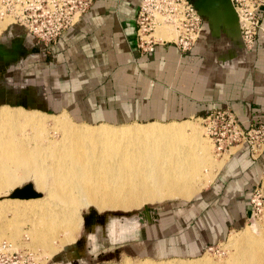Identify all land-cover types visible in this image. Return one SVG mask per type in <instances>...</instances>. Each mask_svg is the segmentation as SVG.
<instances>
[{"label":"crops","instance_id":"1","mask_svg":"<svg viewBox=\"0 0 264 264\" xmlns=\"http://www.w3.org/2000/svg\"><path fill=\"white\" fill-rule=\"evenodd\" d=\"M137 7L138 0H92L46 45L20 25L3 27L0 103L38 102L69 117L106 122L189 121L184 118L227 106L242 125L264 123V4L257 9L263 30L250 48L218 7L202 15L190 48L181 51L167 40L146 52L135 45ZM263 173L264 149L252 157L246 145L234 147L183 213H157L154 207L151 223L134 231L125 247L151 256L196 253L219 235L225 220L241 219L243 200Z\"/></svg>","mask_w":264,"mask_h":264},{"label":"bare ground","instance_id":"2","mask_svg":"<svg viewBox=\"0 0 264 264\" xmlns=\"http://www.w3.org/2000/svg\"><path fill=\"white\" fill-rule=\"evenodd\" d=\"M154 33L159 38L174 37L168 26H159ZM29 112L0 107V152L5 154L0 185L11 188L33 176L43 186L44 178L50 177L47 189L59 203L50 207L45 203L43 212L33 218L30 234L38 245H51L49 240L56 234L53 226L71 224L78 217L79 206L92 202L99 208H130L167 198L189 199L210 178V143L189 121L89 127L74 125L65 116L49 124L37 111ZM66 205L72 206L71 213ZM233 235L229 244L233 250L225 262L195 259L138 264H264V229L257 235ZM33 254L39 257L37 252Z\"/></svg>","mask_w":264,"mask_h":264},{"label":"rangeland","instance_id":"3","mask_svg":"<svg viewBox=\"0 0 264 264\" xmlns=\"http://www.w3.org/2000/svg\"><path fill=\"white\" fill-rule=\"evenodd\" d=\"M7 21V18L0 21L2 28L6 25ZM158 29H164L168 31L166 28ZM2 105L8 106L9 109L20 108L22 111H30L29 113L33 114V111H37L38 114L49 124H52L53 119L62 118L63 116L71 120L74 125H83V123H85L88 124L89 127L100 126L101 122L109 123L111 125H120L134 123L131 121L146 123V121L152 120L142 118L121 119L116 121L109 120L107 122L100 120L90 121L78 119L70 115L72 118L71 119L67 114H59L61 111L57 112L58 110L51 107H46V109L40 107V103L38 102L0 103V106ZM182 119L183 118H177L176 120ZM184 119H190L188 123L191 124L192 129L202 138L206 139L208 144L210 143L208 145L210 159L212 160V164L208 167L210 178L206 184L197 191L199 192L209 183L211 177L215 174L225 159L227 155L225 153L227 152L222 150L218 151L216 147H214L212 142L213 139L209 138L211 135H207L200 116L187 117ZM159 121L165 122L170 120L160 119ZM55 134L56 135L53 134V136L58 138L59 134ZM230 149L232 150L234 147H231ZM3 155L5 156L4 152L1 151L0 170L4 167L3 164L5 160L2 158ZM44 179V182L46 183L43 186L40 185L39 181L33 176H28L26 178L24 177L15 185L19 186L27 181L31 182L33 187L40 192V195L34 197H9L8 193L12 187H6V189H4L5 186L3 187L0 185V238H4L10 243L11 249H27L31 250L33 253L37 252L39 254V257L35 256L37 264H138L142 262H174L175 260L192 261L195 259H212L216 261L220 260L219 262H225L230 257L229 252L233 250V246L231 245L230 248L229 245L231 236H234L233 234L237 235L238 233L240 234V232H248L252 235H257V232H260L261 229H264L263 173L256 185L255 190L243 200L244 210L240 214L241 219L236 223H233V221L226 222L225 220L221 228L222 231H220L219 235H214L213 238H211L210 243L207 241V243L202 245L196 253L184 252L182 254L171 253L167 255L151 256L146 254L126 252L123 247H125L126 243L134 241V237L131 238V236L135 235L134 231H138V229L140 230L141 227L151 223L147 222V220H144L147 214L141 216L138 215V212L144 207V205L155 207V211H157V213L168 212L172 215L175 214L178 216L179 213H183L184 210H182V207L186 201L188 202L197 192L194 193L189 199L167 198L160 201H150L144 204L141 203V205L139 204L138 206H133L130 208H114L110 205H105L104 207L99 208L95 203L92 202L79 206L77 209L78 217L74 218V220L72 219V222L74 221V223L70 221L71 224H68V221V226L66 225V227L65 225L63 227L62 225H59L60 227L57 226L59 228H56V225L53 226V228H55L56 234L54 236L55 238L49 240L52 242H49L51 244L48 246L50 247L49 249L48 247L38 245L35 241H33V236L30 234V230H32L33 227V218H37L38 211L40 215L41 212H43V210L46 208V205H48L47 207H50L59 203L57 199L58 197L52 195L47 189V187L50 185V177H45ZM35 201L38 202V205H36L37 202ZM33 202H35L34 206L32 205ZM41 207H43L42 211L39 210ZM71 209L72 206L66 205V210L69 211L68 213H71ZM90 209L100 214L102 219H96L94 221L85 223L83 220V215L87 214ZM72 217L75 216L72 215ZM139 217L143 220V222L138 220ZM153 222L154 221H152V223ZM195 236L197 238H202V235L199 232H196Z\"/></svg>","mask_w":264,"mask_h":264},{"label":"built area","instance_id":"4","mask_svg":"<svg viewBox=\"0 0 264 264\" xmlns=\"http://www.w3.org/2000/svg\"><path fill=\"white\" fill-rule=\"evenodd\" d=\"M92 0H0V20L6 25L17 24L44 45L55 41L65 28L72 26L89 7ZM235 11L238 33L244 47L253 45L258 31L263 30L257 9L264 0H230ZM5 25V26H6ZM4 26V27H5ZM168 26L174 37L159 38L155 28ZM202 20L191 0H138L135 14V45L141 52L152 50L157 42L171 40L184 51L198 38ZM207 135L216 149L246 145L249 154L257 157L264 149V123L242 125L227 106L211 109L200 116ZM0 264H37L27 249H11L0 238Z\"/></svg>","mask_w":264,"mask_h":264},{"label":"water","instance_id":"5","mask_svg":"<svg viewBox=\"0 0 264 264\" xmlns=\"http://www.w3.org/2000/svg\"><path fill=\"white\" fill-rule=\"evenodd\" d=\"M193 6L199 13L200 17L202 18V15L204 13H209L215 11L216 8L221 7L223 12L225 13L227 17L228 23H233L235 25V28L238 33V25H237V19L235 11L231 5L230 0H191ZM239 36V33H238ZM240 38V37H239ZM242 43V42H241ZM11 103V102H8ZM40 195V192L36 190L32 183L27 181L19 186H14L11 188V190L8 193L9 197H19V198H26V197H34ZM154 207L144 205V207L138 212V215H146L144 220H149L151 218L150 214H154ZM152 212V213H150ZM149 213V214H148ZM96 219H102V216L98 213H96L94 210L90 209V211L87 214L83 215V220L85 223L89 221H94ZM138 220L140 222H143V220L139 217ZM123 249L126 252H133L128 247H123ZM134 253V252H133Z\"/></svg>","mask_w":264,"mask_h":264}]
</instances>
